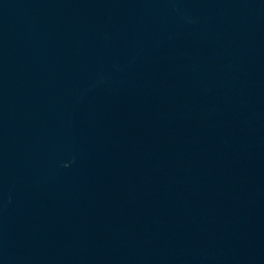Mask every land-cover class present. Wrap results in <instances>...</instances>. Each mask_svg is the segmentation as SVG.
Segmentation results:
<instances>
[{
  "label": "water",
  "instance_id": "water-1",
  "mask_svg": "<svg viewBox=\"0 0 264 264\" xmlns=\"http://www.w3.org/2000/svg\"><path fill=\"white\" fill-rule=\"evenodd\" d=\"M0 264H264V0H0Z\"/></svg>",
  "mask_w": 264,
  "mask_h": 264
}]
</instances>
